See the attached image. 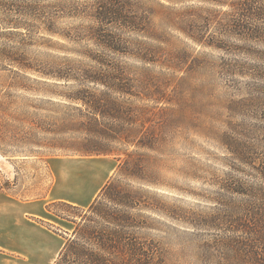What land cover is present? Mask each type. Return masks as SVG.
Returning <instances> with one entry per match:
<instances>
[{"label":"rangeland","instance_id":"rangeland-1","mask_svg":"<svg viewBox=\"0 0 264 264\" xmlns=\"http://www.w3.org/2000/svg\"><path fill=\"white\" fill-rule=\"evenodd\" d=\"M95 1L0 0V192L45 204L40 222L66 243L98 197L112 206L101 192L113 182L140 202L131 212L145 227L135 232L161 264H257L209 248L230 233L206 219L216 198L264 187L254 17L234 9L238 0H130L143 18L130 30L101 25ZM99 29L122 42L106 47ZM110 69L128 94L100 81ZM74 95L114 99L124 115H94Z\"/></svg>","mask_w":264,"mask_h":264},{"label":"trees","instance_id":"trees-1","mask_svg":"<svg viewBox=\"0 0 264 264\" xmlns=\"http://www.w3.org/2000/svg\"><path fill=\"white\" fill-rule=\"evenodd\" d=\"M94 4L93 16L101 25L114 22L130 30H142L143 18L128 10L130 0H96ZM233 7L244 19L254 17V30L248 35L264 43V0H238ZM240 26V29L250 30L246 25ZM101 33L103 35L99 40L106 47L115 49V45L122 42L112 34H105L103 30ZM147 57L141 56L144 60ZM114 69H110V76L105 74L100 81L112 92L128 94L125 79L116 75ZM120 75L123 77L122 73ZM129 85L127 84L128 87ZM71 99L83 101L94 115L100 114L108 118L124 115V107L114 99L86 100L76 95ZM117 111L119 114H114ZM86 152L92 151L86 149ZM259 173L264 181V166L259 169ZM235 183L232 182V190L242 191ZM225 189L229 190L227 187ZM254 192L258 195L245 199L216 198L210 208L215 213L209 219L206 218L210 223L209 227L230 233L223 240L217 239L212 245L208 244L222 258L264 262V187H254ZM133 193L130 190L118 191L113 182L106 184L101 195L106 196L112 206L100 202L98 197L83 216L87 224L81 227L79 224L74 236L67 239L54 264H161L159 252L150 246L154 242L149 240L148 243L145 237H140L135 232L145 226L140 222V216L131 212L140 205ZM183 219L185 220H180ZM98 220L104 221V224H100ZM239 232L246 236H239Z\"/></svg>","mask_w":264,"mask_h":264},{"label":"crops","instance_id":"crops-1","mask_svg":"<svg viewBox=\"0 0 264 264\" xmlns=\"http://www.w3.org/2000/svg\"><path fill=\"white\" fill-rule=\"evenodd\" d=\"M46 210L40 201L0 192V264H53L64 238L40 222Z\"/></svg>","mask_w":264,"mask_h":264}]
</instances>
